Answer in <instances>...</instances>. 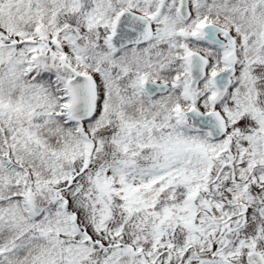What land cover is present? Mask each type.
<instances>
[{
	"label": "snow or ice",
	"instance_id": "snow-or-ice-1",
	"mask_svg": "<svg viewBox=\"0 0 264 264\" xmlns=\"http://www.w3.org/2000/svg\"><path fill=\"white\" fill-rule=\"evenodd\" d=\"M0 264H264V0H0Z\"/></svg>",
	"mask_w": 264,
	"mask_h": 264
}]
</instances>
